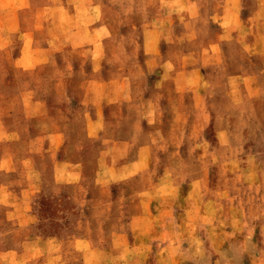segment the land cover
<instances>
[{
  "label": "rangeland",
  "instance_id": "rangeland-1",
  "mask_svg": "<svg viewBox=\"0 0 264 264\" xmlns=\"http://www.w3.org/2000/svg\"><path fill=\"white\" fill-rule=\"evenodd\" d=\"M78 2L82 8L69 0L59 15L52 10V17L41 19L49 23L37 26L40 40L26 44L34 55L40 50L36 67L24 74L22 88L15 80V99L9 105L15 121L0 129V148H11L15 160L33 163L30 176L39 183L31 208L41 234L60 235L61 226L69 231L88 228L91 204L75 198L105 192L91 183L87 164L99 141L92 144L84 137L85 117L96 111L93 102H98L104 116L124 114L126 124L140 118L146 124L158 114L157 122L147 124L157 125L165 141L170 135L172 139L157 158L174 161L173 173L181 180L199 173L198 152L191 148H210V200L200 206L213 212L206 218V225H212L206 252L210 260L264 264V73L256 75L257 88H246L243 78L235 76L241 65L236 43L209 46L225 31L264 34V0ZM30 97L45 103L28 104ZM26 114L33 118L25 120ZM98 125L101 132L108 127L103 121ZM13 126L35 130L34 144L41 150L27 152L31 133L15 145V133L6 132ZM43 133L61 135L49 139ZM50 140L53 151L44 152ZM173 148L175 154L170 153ZM60 159L86 164L81 184L54 182V162ZM187 185L181 191L186 193ZM187 202L179 197L174 207L182 212ZM97 207L100 214L108 209L106 203ZM93 219L98 228L108 222L107 215ZM214 227L221 228L222 236L215 238ZM73 231L62 234L77 235ZM93 235L100 241L107 238L104 232Z\"/></svg>",
  "mask_w": 264,
  "mask_h": 264
},
{
  "label": "crops",
  "instance_id": "crops-1",
  "mask_svg": "<svg viewBox=\"0 0 264 264\" xmlns=\"http://www.w3.org/2000/svg\"><path fill=\"white\" fill-rule=\"evenodd\" d=\"M71 1L75 2L76 8H82L78 1L83 0ZM68 2L0 0V129L5 128V122L15 121V115L9 113L10 101L15 99L12 91L15 80L21 82L24 74L36 67L35 55L40 50L36 49L34 55L30 49L27 50L26 44L40 40L36 36L37 26L49 23L41 19L52 17V10L59 15L58 9L67 8ZM227 40H233L239 48L241 65L236 78H243L246 88H257L256 75L264 73V64H260L261 59L264 60V34L225 31L217 35L209 46L223 44ZM18 87L22 88V82ZM25 102L45 103L34 97ZM114 102L107 101V105ZM93 103L97 109L85 117L87 128L84 137L92 144L99 141V146L93 150L96 155L87 164L91 167V183L105 192L79 195L75 200L84 202V205L90 203L89 216L107 215L108 222L98 228L92 218L91 224H86L88 228L80 230L77 226L72 230L77 235L62 234L72 232L65 226L60 227V235H42L31 208L32 195L39 183V179L30 176L34 172L33 163L29 159L15 160L13 154L10 155L11 148H0V264H238L222 258L210 260L206 252L207 244H212L209 237L212 225H206V220L213 212L200 206L210 200L207 197L210 191V148H191V151L198 152L199 173L181 180L174 175V161L160 162L157 158V152L168 150L167 142L172 139L170 135L165 141V135L157 125L150 127L147 124L149 121L157 122L158 114V119H146V124L142 123L143 118L133 125L126 124L124 114L104 116L99 103ZM24 117L25 120L33 118L28 114ZM100 121L108 126L104 132L99 129ZM6 132L15 133V145L26 133H31L29 138L36 135L35 130L26 126L22 129L15 126L6 128ZM42 135L51 139L61 133ZM36 136L29 139L28 153L42 148L36 149ZM83 149L87 150L77 148L78 152H83ZM50 150L53 151L51 140L46 147L43 146L44 152ZM176 152L173 148L170 153ZM85 165L56 160L54 182L81 184ZM182 184H188L186 193L181 191ZM183 196L188 201L182 210L186 220L180 219L182 212L174 207ZM105 203L108 209L100 214L97 206ZM116 204L122 208L112 210L111 206ZM214 228L215 238L222 236L221 228ZM98 231L106 233L107 238L103 241L94 239L93 233Z\"/></svg>",
  "mask_w": 264,
  "mask_h": 264
}]
</instances>
